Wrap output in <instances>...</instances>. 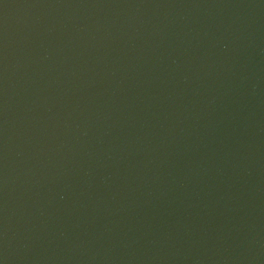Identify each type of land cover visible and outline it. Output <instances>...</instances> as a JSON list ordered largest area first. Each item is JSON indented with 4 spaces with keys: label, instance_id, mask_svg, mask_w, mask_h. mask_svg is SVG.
<instances>
[{
    "label": "water",
    "instance_id": "95a60500",
    "mask_svg": "<svg viewBox=\"0 0 264 264\" xmlns=\"http://www.w3.org/2000/svg\"><path fill=\"white\" fill-rule=\"evenodd\" d=\"M0 264H264V0H0Z\"/></svg>",
    "mask_w": 264,
    "mask_h": 264
}]
</instances>
